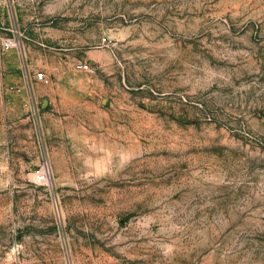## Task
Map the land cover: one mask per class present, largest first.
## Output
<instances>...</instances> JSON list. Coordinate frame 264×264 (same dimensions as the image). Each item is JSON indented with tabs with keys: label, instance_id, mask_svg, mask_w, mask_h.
<instances>
[{
	"label": "rangeland",
	"instance_id": "obj_1",
	"mask_svg": "<svg viewBox=\"0 0 264 264\" xmlns=\"http://www.w3.org/2000/svg\"><path fill=\"white\" fill-rule=\"evenodd\" d=\"M0 264H264V0H0Z\"/></svg>",
	"mask_w": 264,
	"mask_h": 264
},
{
	"label": "built area",
	"instance_id": "obj_2",
	"mask_svg": "<svg viewBox=\"0 0 264 264\" xmlns=\"http://www.w3.org/2000/svg\"><path fill=\"white\" fill-rule=\"evenodd\" d=\"M11 43H14V40H10ZM81 69L88 70L93 72L91 67L88 64H80ZM36 79L42 83H48V79L46 78L44 73H39L36 75ZM36 181L39 183H44L49 180V171L48 164L46 163L44 166L40 168L35 174Z\"/></svg>",
	"mask_w": 264,
	"mask_h": 264
}]
</instances>
